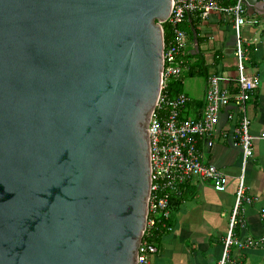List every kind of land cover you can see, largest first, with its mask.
I'll list each match as a JSON object with an SVG mask.
<instances>
[{
	"label": "water",
	"instance_id": "obj_1",
	"mask_svg": "<svg viewBox=\"0 0 264 264\" xmlns=\"http://www.w3.org/2000/svg\"><path fill=\"white\" fill-rule=\"evenodd\" d=\"M173 3L0 0V264H137Z\"/></svg>",
	"mask_w": 264,
	"mask_h": 264
},
{
	"label": "built area",
	"instance_id": "obj_2",
	"mask_svg": "<svg viewBox=\"0 0 264 264\" xmlns=\"http://www.w3.org/2000/svg\"><path fill=\"white\" fill-rule=\"evenodd\" d=\"M232 1L231 5L225 6L220 0H174L165 21L171 25L172 37L167 44L164 42L162 86L148 125L151 188L137 264H160L154 256L159 252L162 235L173 230L169 222L172 202L182 198L193 181L207 183L216 192L227 190L229 177L206 161V151L214 145V137L218 134L223 116L229 124H233V145L241 148V171L219 264L228 262L233 247L247 248L262 244V241L257 242L251 238L241 240L235 233L242 205L252 201L245 193L244 182L248 161L253 156V137L246 111L248 102L260 85V79L257 75L247 73L249 49L243 38V28L258 25L259 21L247 16V0ZM215 13L225 16L231 22L235 36L233 56L236 74L227 80L219 75H210L206 80L202 105L198 108L191 105L193 100L184 92L173 95L170 83L180 79L188 70V36L181 25L191 15L203 20ZM262 217L264 219V209ZM156 233H160L159 242L153 240Z\"/></svg>",
	"mask_w": 264,
	"mask_h": 264
},
{
	"label": "crops",
	"instance_id": "obj_3",
	"mask_svg": "<svg viewBox=\"0 0 264 264\" xmlns=\"http://www.w3.org/2000/svg\"><path fill=\"white\" fill-rule=\"evenodd\" d=\"M247 16L258 25L243 28V38L249 48L247 72L257 75L260 85L247 105L250 133L253 137V156L248 161L244 182L251 203L243 204L239 223L235 226L237 238H251L260 245L231 248L226 264H264V0L246 3ZM197 38L187 47V60L193 62L200 53L209 75L232 79L236 74L234 59L235 36L231 22L223 15L211 14L196 22ZM192 55V58H188ZM185 78L183 79V85ZM206 81L200 98L203 99ZM183 89V87H182ZM233 124L224 116L220 119L213 147L206 151V161L214 164L229 177L225 192H216L211 185L193 181L185 195L174 201L170 209L172 232L160 238L159 252L154 256L160 264H219L223 243L229 229L235 202V191L240 175L241 148L232 140ZM187 195V196H186ZM185 197V198H184Z\"/></svg>",
	"mask_w": 264,
	"mask_h": 264
},
{
	"label": "trees",
	"instance_id": "obj_4",
	"mask_svg": "<svg viewBox=\"0 0 264 264\" xmlns=\"http://www.w3.org/2000/svg\"><path fill=\"white\" fill-rule=\"evenodd\" d=\"M221 4L227 6L232 4V0H220ZM201 20L198 16L191 15L187 18V20L181 25V28L187 33L188 36V44H191L195 39L197 38V42L199 43V39L197 37V29H196V22ZM163 29H164V42L167 44V42L171 39L172 37V28L169 23H164L163 24ZM249 49V48H248ZM195 60L193 62H190L187 60L188 63V70L186 71L185 75L182 76L178 80H174L170 83V90L173 95H176L182 91L183 87V79L187 77H194V76H201L207 80V78L210 76L208 74V67L205 63L204 57L198 53L194 55ZM188 58H192V55H188ZM186 59H187V54H186ZM191 105H194L195 107L200 108L202 105V102L198 101H193ZM187 196V195H186ZM185 198V197H184ZM175 199L174 201H176ZM172 202V205L174 203ZM159 237L160 233H156L155 237L153 240H156L159 242Z\"/></svg>",
	"mask_w": 264,
	"mask_h": 264
},
{
	"label": "rangeland",
	"instance_id": "obj_5",
	"mask_svg": "<svg viewBox=\"0 0 264 264\" xmlns=\"http://www.w3.org/2000/svg\"><path fill=\"white\" fill-rule=\"evenodd\" d=\"M184 75H185V73L183 74V76ZM203 82H204V78L201 76H194V77H187L186 76L182 91L183 92L187 91L191 96L196 97V98H200L202 96V91H203V89H202ZM184 93L187 94L186 92H184Z\"/></svg>",
	"mask_w": 264,
	"mask_h": 264
}]
</instances>
